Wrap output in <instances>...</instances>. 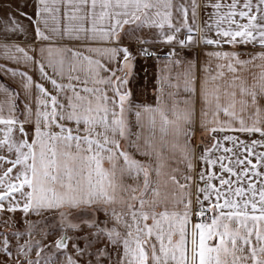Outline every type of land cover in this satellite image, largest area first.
Here are the masks:
<instances>
[{
    "label": "snow or ice",
    "instance_id": "snow-or-ice-1",
    "mask_svg": "<svg viewBox=\"0 0 264 264\" xmlns=\"http://www.w3.org/2000/svg\"><path fill=\"white\" fill-rule=\"evenodd\" d=\"M0 264H264V0H0Z\"/></svg>",
    "mask_w": 264,
    "mask_h": 264
}]
</instances>
